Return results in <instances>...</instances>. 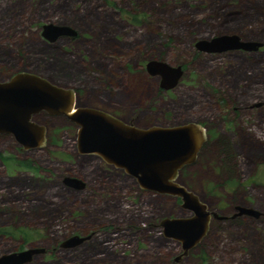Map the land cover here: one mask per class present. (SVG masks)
Listing matches in <instances>:
<instances>
[{"label":"rangeland","instance_id":"374dc122","mask_svg":"<svg viewBox=\"0 0 264 264\" xmlns=\"http://www.w3.org/2000/svg\"><path fill=\"white\" fill-rule=\"evenodd\" d=\"M46 23L78 35L51 42L42 35ZM227 33L264 43V0H0V81L39 74L75 89L77 104L140 128L204 124L212 138L177 181L212 209L248 204L264 212V105L248 107L264 102V46L206 53L195 45ZM150 60L182 65L180 82L162 88L161 75L146 70ZM38 121L49 127L42 147L23 150L13 135H0V229L7 231L0 255L42 247L25 264H264V219L252 217L215 222L202 245L175 261L181 243L160 223L191 216L181 199L80 154L71 119ZM67 176L85 187L66 184ZM92 232L79 246L61 247Z\"/></svg>","mask_w":264,"mask_h":264},{"label":"water","instance_id":"95a60500","mask_svg":"<svg viewBox=\"0 0 264 264\" xmlns=\"http://www.w3.org/2000/svg\"><path fill=\"white\" fill-rule=\"evenodd\" d=\"M42 35L54 42L63 36L76 37L78 32L69 25L46 23ZM195 45L202 52L222 53L257 51L264 43L227 33L200 39ZM146 68L152 75H161V87L165 90L174 88L184 73L182 65L172 66L159 60L148 61ZM75 95L73 88L59 87L48 78L32 72H18L7 81H0V134L13 135L25 149L42 147L46 141V127L34 122L32 115L43 110L66 115L79 127L77 148L80 154L96 155L107 164L123 169L136 178L142 189L181 199V206L192 215L166 217L160 225L166 237L181 243L182 252L175 261L189 255L206 235L211 215L217 219L227 218L216 211H209L198 195L177 181L181 169L196 160L207 138L206 128L196 122L136 127L104 110L77 107ZM65 183L77 189L85 187L83 180L73 176H67ZM236 208L238 211L232 217L264 215L252 206L238 205ZM94 235L95 232L72 235L61 243V247L79 246ZM45 252V248L30 247L6 253L0 255V264H25L31 262L35 255Z\"/></svg>","mask_w":264,"mask_h":264},{"label":"flooded vegetation","instance_id":"af4514ba","mask_svg":"<svg viewBox=\"0 0 264 264\" xmlns=\"http://www.w3.org/2000/svg\"><path fill=\"white\" fill-rule=\"evenodd\" d=\"M146 70H147V68H146ZM148 71V70H147ZM9 80V79H8ZM50 80V79H49ZM7 81V80H6ZM53 84H55V85H57V86H59V87H65V86H63V85H60V84H57V83H55L54 81H52V80H50ZM65 88H68V87H65ZM69 89V88H68ZM74 91L76 92V95H75V103H76V106L77 107H83L82 105H80V104H77V91L74 89ZM256 103H261L260 105H255ZM256 103H253V104H251V105H249L248 107H249V109H254V108H260V107H262L263 105H264V102L263 101H259V102H256ZM237 110V109H236ZM236 110H234V113L236 114V113H238ZM75 111V110H74ZM106 112H108V111H106ZM108 113H110V112H108ZM110 114H112L113 116H116V117H118L117 115H115V114H113V113H110ZM42 115H49V116H61V117H66L67 119H69V117H67L66 115H64V114H50L48 111H41V112H38V113H35V114H33L32 115V120L34 121V122H37L38 124H41V125H44L45 127H46V140L48 139L47 137H48V133H49V127L46 125V124H44V123H40L39 121H38V119H39V117L40 116H42ZM118 118H120V117H118ZM74 123V122H73ZM202 125V124H201ZM204 128H206V134H207V138H206V140L204 141V143H203V145H202V147H201V149L199 150V152H198V155H197V158H196V160L193 162V163H196L197 161H199L200 159H201V157H202V153H203V150H204V148H205V146L207 145V143L211 140V138H212V135L210 134V133H208V130H209V128L208 127H206L204 124L202 125ZM1 134H4V133H1ZM0 134V135H1ZM15 139V138H14ZM17 142V141H16ZM46 142V141H45ZM18 143V142H17ZM19 144V143H18ZM20 146H21V149H23V150H26L24 147H23V145H21L20 144ZM43 146V145H42ZM28 150V149H27ZM231 156H232V159H233V155L231 154ZM222 161H224V160H222ZM110 165V164H109ZM190 165H192V164H189L188 166H190ZM113 167H115L114 165H112ZM232 166H233V164H232ZM234 167V166H233ZM116 168V167H115ZM224 168H226V169H228V168H232V167H230V166H225ZM181 171H182V169H181ZM181 171L179 172V175L181 174ZM189 189V188H188ZM190 190V189H189ZM238 205H243V206H250V205H248V204H238ZM238 205H235L234 206V208L232 209V210H230V211H222V210H215V209H212L211 207H209L208 205V209H209V211H211V212H214V211H216V212H218L220 215H223V216H226L227 218H224V219H217V218H215L213 215H211V220H210V224H209V229H208V231H207V233H206V235L203 237V239L200 241V243L196 246V247H198V246H200V245H202V243L204 242V240L208 237V235H209V233H210V231H211V228H212V226H213V224L215 223V222H218V223H221V222H228V221H240L243 217H252V218H254L255 220H263L264 219V215H261V216H259V217H255V216H251V215H246V214H242V215H239V216H236V217H232L238 210H237V206ZM192 215V214H191ZM195 247V248H196ZM182 252V251H181Z\"/></svg>","mask_w":264,"mask_h":264},{"label":"trees","instance_id":"16d2710c","mask_svg":"<svg viewBox=\"0 0 264 264\" xmlns=\"http://www.w3.org/2000/svg\"><path fill=\"white\" fill-rule=\"evenodd\" d=\"M224 161H225V159H224ZM2 233H5V234H6L7 231H6L5 229H3V230L0 229V234H2ZM27 236H28V235L26 234V235H25V239H28Z\"/></svg>","mask_w":264,"mask_h":264}]
</instances>
